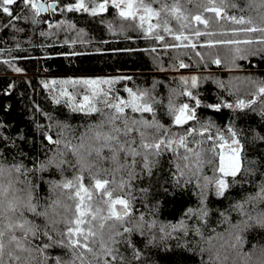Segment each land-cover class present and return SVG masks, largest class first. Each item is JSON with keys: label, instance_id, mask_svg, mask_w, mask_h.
<instances>
[{"label": "trees", "instance_id": "obj_1", "mask_svg": "<svg viewBox=\"0 0 264 264\" xmlns=\"http://www.w3.org/2000/svg\"><path fill=\"white\" fill-rule=\"evenodd\" d=\"M51 2L54 3L56 0H50L49 3ZM145 2L148 3L150 0ZM165 2L169 6L178 5L183 15L191 16L200 11L194 5L186 4L185 0H165ZM236 3L238 7H244V0H236ZM152 6L157 10L160 8L159 3H153ZM227 11L230 15H240L231 8ZM116 12L110 8L109 13H100L99 17L106 21L102 23L101 19L92 18L89 14L79 12L62 14L57 9L55 13L49 11L40 14L38 19H43L44 23L32 24L21 20L14 22L15 27H0V53H3L0 54V135H3L5 140L12 138V142L9 143L10 150L5 151L0 157V166L10 169L13 164L22 163L34 169L32 158H36L37 162L46 160L56 155L58 150L65 152L67 159H74L63 144L52 145L47 142L45 133L59 131L57 124L63 122L76 129L78 135L87 124L95 123L99 119L98 114L86 116L84 113H72L67 106L55 104L50 90L43 87L42 81L50 83L52 80L125 76L131 79L114 86L119 89L118 95L121 98L131 99L124 88L132 87L134 91L149 90L150 95L157 101L172 95L175 103L180 104L192 101L190 97L179 95L185 86L178 77L195 75L198 77V84L196 88L190 90L194 95L199 93L197 98L201 100V104L197 107V117L200 124L190 123L197 128L196 139H204L199 135L201 124L210 123L209 134L215 136L219 130L229 143H231V132L234 131L235 138L243 145L242 169L258 168L259 171L264 172V140L258 139L264 137V115H262L264 94L256 95L258 88L264 82V55L248 56L247 59L237 60L236 66H232L228 62L230 56L226 57L225 49L199 46L207 40L244 39L245 34L232 37L229 32L227 37L221 36V32L231 27V22L228 21H220V24L224 25L223 28L215 23L207 29L199 26L202 32L217 33L214 36L192 37V42H198L195 51L205 54L204 62L201 63L190 49L164 50L159 47L161 42L143 38L139 31L128 26L129 21L120 18ZM163 15L165 13H162ZM204 15L207 17L210 14ZM244 15L246 18L254 17L255 13L246 10ZM156 19L153 17L152 22L155 23ZM7 20L6 14L0 16V25ZM62 21L65 23L60 28L48 26L49 23L56 25ZM107 22H111L113 27L109 28ZM179 23L180 21L174 16L169 15V27L176 30ZM69 25L72 27L69 28ZM17 28H23L24 31L17 32ZM41 31L46 35L40 36ZM185 35H190V32L185 31ZM152 47H157V52L148 50ZM185 51L188 55H183ZM209 52L220 54L221 65L211 63L214 56H208ZM157 56L161 59L157 60ZM173 57L176 58L175 61ZM181 59L193 67L173 68V63H178ZM4 60H9L11 63L5 64ZM16 67L21 68L22 71L16 72L14 70ZM217 81H223L225 87L221 88ZM249 81H256V84ZM60 87L62 86L55 85L52 91L58 92ZM66 87L70 91L73 89L71 85ZM61 99L63 101L64 98ZM238 100H244L246 104L249 101L254 103L249 107L237 108L235 105ZM217 103L222 105L219 110L205 107ZM163 104L167 105V99H163ZM226 104H233V108L225 107ZM154 108L155 118L168 127L171 117L165 114L164 108L160 105H154ZM126 111L130 110L126 109ZM48 114L54 119L50 120ZM135 115L140 118L139 113ZM143 118L150 120L152 114L147 113ZM48 125L52 127L49 129ZM182 127L171 124L174 132H180ZM21 136L23 140L20 139ZM64 139H71L72 144L78 143V140L68 133H65ZM189 146L200 153L199 161L202 168L196 169L197 158L191 156L192 171H195L196 175L193 176L185 170V176L179 178L181 182L177 185L178 174L173 175L175 167H170L169 161L174 158L169 153L160 160L159 167L153 169L152 176L133 180L130 189L132 215L122 224L117 222V227L122 233L124 228L132 229L131 233L124 234L130 244L111 245L109 242L110 246L118 248L120 253L131 259V246L135 245L143 254V264H208L209 257H215L217 253L222 264H264V228L243 227L248 215L254 217L264 212V202L244 204L243 210L237 208L238 204L244 203L246 197L255 195L258 191L251 180L255 179L258 184L261 179L259 172L249 178L250 182L239 183L226 189L224 195H217L214 183L205 187L206 177L215 180L220 175L213 171L219 163V157L208 151L212 148V143L205 140L203 144L190 143ZM215 148L217 152L224 151L219 148L218 143ZM20 152L24 155H19ZM209 159L212 160V164L207 163ZM103 167L111 169L114 166L106 162ZM73 176L71 169H65L63 176L55 169H48L43 172L32 171L27 175L13 172L10 177H0V181L7 184L8 180H18L19 182L15 183L17 189L24 188L27 182L39 185L33 194L34 202L38 200L39 205H45L49 202V186L45 182L60 181L64 178L73 179ZM98 178L112 180L111 175L103 173ZM189 178L191 183H185L184 181ZM128 179L126 170L115 172L117 183ZM83 183L86 187L94 183L89 180L87 172L84 173ZM108 187L112 190L115 185L110 183ZM128 191V189L125 192L117 191L114 195L119 194L129 198ZM20 195L24 194L20 193ZM94 195H100L99 191L97 190ZM55 198L56 194H53L52 199ZM65 202L72 205L69 210L71 218L76 201ZM202 209L206 211L200 214ZM38 210L43 211V208ZM190 211L192 215H189ZM102 214H107L106 208ZM26 217L32 220L33 213H26ZM181 222L186 230L178 227L173 232L167 229L170 237L158 231L160 226L180 225ZM35 223L43 224L44 218L37 217ZM94 223L98 229L99 221ZM112 223L113 221H108L105 224L103 230L105 239H107L108 226ZM237 236L240 237L241 243H237ZM116 239L120 241L122 237ZM47 254L67 259L66 250L61 248L49 249ZM86 255L88 259L92 258L91 254ZM225 256H227L226 260ZM103 259L109 258L103 257Z\"/></svg>", "mask_w": 264, "mask_h": 264}, {"label": "snow or ice", "instance_id": "obj_2", "mask_svg": "<svg viewBox=\"0 0 264 264\" xmlns=\"http://www.w3.org/2000/svg\"><path fill=\"white\" fill-rule=\"evenodd\" d=\"M153 3H159V10L152 6ZM185 3L194 5L200 11L191 16L183 15L178 5L169 6L165 0H150L148 3L145 0H71V2L56 0L54 3H48L47 0H0V16L6 14L8 18L7 22L0 27H15L14 22L21 20L29 21L32 24L44 23L43 19H38L40 14L49 11L55 13L57 9L62 14L79 12L89 14L92 18L101 19L99 14L109 13L111 8L113 12L118 10L116 14L123 20L129 21L128 26L139 31L143 38L161 42L159 47L164 50L190 49L201 63L204 62L205 54L195 51L198 42H192V37L217 35L212 31L202 32L199 26H204L207 29L215 23L223 28L224 25L220 24V21L231 22V27L221 32V36L227 37L230 32L232 37H237L243 33L245 38L207 40L204 44L199 45L200 47L225 49L226 57L230 56L228 62L232 66H236L237 60L247 59L248 56L264 55V0H244V7H238L236 0H185ZM229 8L238 11L240 15H230L227 11ZM246 10L254 12L255 16L246 18L244 15ZM162 13L165 15L162 16ZM205 13L210 15L205 17ZM169 15L180 21L176 30L168 26ZM153 17L157 18L155 23L152 22ZM101 22L106 21L101 19ZM64 23L63 21L56 25L49 23L48 26L60 28ZM107 23L109 28L113 27L111 22ZM71 27L72 25H69V28ZM23 31V28H17V32ZM185 31H189L190 35H185ZM39 35L44 36L46 33L41 31ZM241 45L246 47L242 48ZM148 50L155 53L158 49L152 47ZM183 55H188V52L185 51ZM207 55L214 56L211 63L221 65L218 52H209ZM156 59L160 60L161 57L157 56ZM172 59L176 60L175 57ZM3 62L11 63L9 60ZM172 67L186 69L193 65L186 64L181 59L178 63H173ZM14 70L18 73L22 71L19 67ZM130 79V77L121 76L119 78H75L52 80L50 83L41 82L44 88L50 90L55 104L67 106L72 113H84L86 116L98 114L99 119L95 123L87 124L78 135L76 129L63 122L57 124L59 131L45 133L47 142L52 145L63 144V147L71 153L74 159H67L66 153L58 150L56 155L48 157L46 160L37 162L36 158H32L34 169L28 168L22 163L13 164L10 169L0 166V177H10L13 172L27 175L32 171L43 172L48 169H55L62 176L65 169H71L74 174L73 179L64 178L60 181L45 182L49 186V202L45 205H39L38 200L34 202L33 194L39 185L27 182L24 188L17 189L15 183L19 182L18 180H8L7 184L0 181V264H49L50 261L51 264H113V262L114 264H143V254L136 249L135 245L131 246V259H129L120 253L118 248L109 244V242L111 245L130 244L124 234L131 233L132 229L124 228L122 233L117 227V222L122 224L126 218L132 215L130 189L133 180L152 176L153 169L158 168L160 160L169 153L174 158L169 161V164L170 167H175L173 175L178 174L177 185L181 182L179 178L185 176V170L193 176L196 175V172L192 171L190 157L197 158L195 167L200 170L202 168L199 161L200 153L191 148L190 143L200 145L205 140L211 142L212 148L208 151L219 157V163L213 168V171L220 175L215 180L206 177L205 187L207 184L214 183L216 194L224 195L226 189L239 183L250 182L249 178L259 172L260 182L257 184L255 179L251 180L258 191L255 195L246 197L244 203L238 204L237 208L243 210L244 204L264 202V172L259 171L258 168L242 169L243 145L240 140L235 138L234 131L231 132V143H229L219 130L215 136L209 134L210 123L201 124L199 135L204 139H196L197 128L190 122L200 124L197 107L201 104V100L197 98L199 93L194 95L190 89L197 87V76L178 77L185 86L179 95L190 97L192 101L180 104L175 103L172 95L157 101L150 95L149 90L137 89L134 91L132 87L124 88L131 99H123L118 95L119 89L114 86ZM217 83L221 88L225 87L223 81H217ZM249 83L256 84V81H249ZM55 85L62 86L58 92L52 91V87ZM68 85L73 86L71 91L66 87ZM170 91L175 92V90ZM261 94H264V82L256 92L258 96ZM61 98H64L63 101ZM163 99H167V105L163 104ZM252 103L254 101H249L246 104L244 100H238L235 107L245 108ZM154 105L163 107L165 114L171 117L168 127L155 118ZM224 106L233 108V104ZM205 107L219 110L222 105L220 103L208 104ZM126 109L130 111H126ZM136 113L140 114V118H137ZM147 113L152 114V119L143 118ZM42 114L44 113L42 112ZM48 116L50 120L54 119L50 114ZM173 123L176 126H183L182 130L174 132L171 128ZM51 127L52 125H48L49 129ZM65 133L77 139L78 143L72 144L71 139L65 140ZM20 139L24 138L21 136ZM258 139L264 140V137H258ZM10 142H12L11 137L5 140L3 135H0V157L5 151L10 150ZM217 143L220 149H224L223 152L216 151ZM181 149H183L182 152ZM18 154L24 155L22 152ZM106 162L114 167L111 169L103 167ZM207 163L212 164V160L209 159ZM121 169L126 170L129 179L117 183L115 172ZM85 172L88 173L89 180L94 181L89 187L83 183ZM102 173L111 175L112 180L98 178ZM238 174L239 179H237ZM184 182L191 183V179ZM110 183L115 185L112 190H109L108 187ZM126 189L129 190L127 192L129 198L119 194L114 195L117 191L125 192ZM97 190L100 193L98 196L94 195ZM20 193L24 195H20ZM53 194H56L55 199H52ZM203 194V189H201V195ZM65 201H76L71 218L69 210L72 205ZM41 207L43 211L38 210ZM105 208L106 215L102 214ZM205 211L206 209H202L200 214ZM29 212L33 213L32 220L26 217V213ZM192 214L190 211L189 215ZM37 217H43L44 223H35ZM95 221H99L98 229ZM108 221H113V223L108 226L107 239H105L103 230ZM153 226L155 227V225ZM252 226L264 228V212L254 217L248 215V219L243 222V227L247 229ZM178 227L185 229L181 222L180 225L160 226L158 231L170 237V232L167 229L174 232ZM117 237H122V240L117 241ZM236 239L237 243L242 242L239 236ZM52 248L66 250L67 259L62 256H49L47 253ZM86 254H91L92 258L88 259ZM103 257L109 259H103ZM224 259L226 260L227 256ZM208 264H222L219 253L215 257L210 256Z\"/></svg>", "mask_w": 264, "mask_h": 264}, {"label": "rangeland", "instance_id": "obj_3", "mask_svg": "<svg viewBox=\"0 0 264 264\" xmlns=\"http://www.w3.org/2000/svg\"><path fill=\"white\" fill-rule=\"evenodd\" d=\"M47 2L49 3V2H50V0H47ZM140 14H143V13H140Z\"/></svg>", "mask_w": 264, "mask_h": 264}, {"label": "water", "instance_id": "obj_4", "mask_svg": "<svg viewBox=\"0 0 264 264\" xmlns=\"http://www.w3.org/2000/svg\"><path fill=\"white\" fill-rule=\"evenodd\" d=\"M52 3V2H51ZM118 208L120 207V206H117Z\"/></svg>", "mask_w": 264, "mask_h": 264}]
</instances>
